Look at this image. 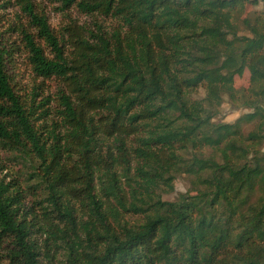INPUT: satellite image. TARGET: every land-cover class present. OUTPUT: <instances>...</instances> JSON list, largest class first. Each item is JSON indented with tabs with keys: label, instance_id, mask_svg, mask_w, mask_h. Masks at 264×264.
Here are the masks:
<instances>
[{
	"label": "trees",
	"instance_id": "obj_1",
	"mask_svg": "<svg viewBox=\"0 0 264 264\" xmlns=\"http://www.w3.org/2000/svg\"><path fill=\"white\" fill-rule=\"evenodd\" d=\"M16 1L55 96L16 92L0 34V149L29 170L0 167V264H264V0H57L95 22L65 40ZM226 99L247 112L217 123Z\"/></svg>",
	"mask_w": 264,
	"mask_h": 264
},
{
	"label": "rangeland",
	"instance_id": "obj_2",
	"mask_svg": "<svg viewBox=\"0 0 264 264\" xmlns=\"http://www.w3.org/2000/svg\"><path fill=\"white\" fill-rule=\"evenodd\" d=\"M34 4L37 7L39 13L43 14L48 21L51 30L59 39H66V28H70L72 24H75L79 29L94 31V21L81 13L74 7L65 8L57 0H34ZM250 9V8H249ZM260 10L262 6L253 7L251 10ZM110 23L103 24L109 25ZM28 26V19L21 12L20 7L16 0H0V34L1 39L5 47L10 51L11 63L8 66V73L11 77L12 84L16 88V92L26 96L29 95L34 87H39L38 92L42 96H55V85L51 82L42 84L41 79H37L31 72L27 63V54L23 50V43H21L20 28ZM242 34V33H241ZM45 47L46 54L50 55V50ZM249 82V74L247 71L241 78H237L235 81L236 88H246ZM205 96V92L202 88L194 94L195 99H202ZM41 99V98H39ZM247 110L237 108L231 104L227 99L220 107V112L214 119L217 123H234L242 114ZM205 156L211 155L210 150H203ZM191 157L190 154L187 155ZM0 167H3L2 176H8L7 181L12 179H20L29 170L24 164H20V159L16 153L7 152L0 149ZM26 178V175L24 176ZM193 178L187 174H178L174 181V190L171 194H163L162 199L167 201H173L180 193L193 194ZM28 185V184H27ZM45 196H42L44 198ZM34 198L32 195L26 197L25 209H30L34 205ZM44 205V204H43ZM35 209L37 215L40 211Z\"/></svg>",
	"mask_w": 264,
	"mask_h": 264
}]
</instances>
